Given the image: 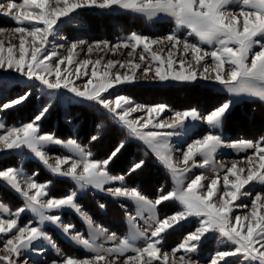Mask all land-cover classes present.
<instances>
[{"label":"snow or ice","instance_id":"6c2138e0","mask_svg":"<svg viewBox=\"0 0 264 264\" xmlns=\"http://www.w3.org/2000/svg\"><path fill=\"white\" fill-rule=\"evenodd\" d=\"M229 6L238 7V11L229 10ZM91 9L124 10L149 21L167 17L174 21L175 30L156 38L133 31L115 45L107 40L89 43L78 39L49 47L59 24L79 17L81 10ZM0 16L17 25L0 27V36H10L7 44L0 39V73H14L51 90L48 102L28 122L7 126L0 120V154L26 149L54 177L73 181L75 189L92 188L114 199L128 200L136 208L135 215L125 212L131 231L118 238L82 209L77 203V190L52 196V181L38 182V173L29 175L23 168L0 163V184L22 198V206L14 211L0 202V236L4 237L0 240V264H27L23 260L26 254H43L42 241L58 257L43 264H200L193 257L213 235L223 247L211 254L209 264H232L233 260L239 264H264V136L255 140L225 137L222 130L233 113L234 101L226 100L201 112L196 107L172 110L165 103L142 104L127 94L113 95L115 89L139 82L203 80L222 85L234 96L247 94L264 101V0H0ZM182 28L188 29L187 36L179 34ZM193 35L196 42L189 39ZM158 45L165 47L160 52L153 51V46ZM203 45L211 46V50H205ZM85 48L88 54L131 49L128 55L134 57L138 52L140 62L76 61L78 50L83 52ZM60 50L67 55H61ZM80 79L84 80L82 87L77 86ZM18 87V80L4 78L0 85V113L21 107L31 99L30 89L12 95L13 88ZM56 90H65L69 103L94 105L125 129L129 138L142 142L171 175L174 187L167 193L161 189L151 199L138 186H129L127 180L146 164L143 157L133 159L121 174L110 171L127 139L120 140L106 158L96 159L76 139L65 141L54 133L43 132L42 122L53 107ZM168 113L171 115L164 119ZM201 126L207 131L191 142L180 147L171 143V138L184 140ZM99 138L98 132L90 141ZM50 146H61L72 154L50 156ZM222 149L246 155L231 161L230 166L217 163L216 154ZM193 168H210L212 176L201 173L189 180L187 176ZM255 186L262 191L253 195ZM245 198L250 200V206L239 203ZM173 201L178 203V210L161 217L160 206ZM98 206L105 207L102 203ZM238 208L243 215L236 214ZM65 209L79 216L88 228L87 234L63 221L59 213ZM25 212L33 214L36 224L29 220L20 225ZM145 214L149 228L141 230L136 220ZM193 219L196 226L181 242L170 251L163 250L169 232ZM45 225L57 228L89 255L66 256L45 231ZM101 240L111 242V247H105ZM137 240L144 241L142 247L136 245Z\"/></svg>","mask_w":264,"mask_h":264},{"label":"rangeland","instance_id":"374dc122","mask_svg":"<svg viewBox=\"0 0 264 264\" xmlns=\"http://www.w3.org/2000/svg\"><path fill=\"white\" fill-rule=\"evenodd\" d=\"M17 2H20V0H17ZM229 10L238 11V7L229 6ZM15 26L17 25L14 22L4 16H0V27L10 29ZM173 30H175L174 21L167 17L149 21L140 14L119 9H113L111 11L96 9L81 10L79 17L74 18L71 22L65 21L58 25L57 34L50 40L49 47L51 48L52 43L67 44L78 39L86 40L89 43L107 40L110 44L115 45L124 40L133 31L156 38L167 35ZM178 32L182 37L187 36L188 29L182 28L179 29ZM61 37H63V39H61ZM0 39H4L7 44L10 36L6 33L0 36ZM189 39L192 42L197 41L194 35L189 37ZM13 42L18 43L17 40H13ZM164 47L165 45L153 46V51L160 52V49ZM203 47L205 50H211V46L209 45H203ZM129 51H131V49L120 48L115 51H94L88 54L85 48L83 52L78 50L74 59L76 61H82L84 59L95 61L100 59L102 64H106L108 60L127 61L129 59H135V62H140L139 53L137 52L134 57H130L128 55ZM60 54L67 55V52L65 50H60ZM163 55L166 57L167 53L165 52ZM188 58L190 59V57ZM208 63H212L210 57L208 58ZM176 67L178 68L179 65H176ZM116 70L124 71L119 68ZM4 78L19 81V87L13 88L12 95H15V93L20 90L30 89L32 92L31 99L25 105L12 111L0 113V120H3L7 126H19L22 122H28L35 114L36 110L48 102L49 96L47 93L51 90L43 89L39 82L29 81L26 78L18 77L14 73H0V85L3 84ZM83 83V79L77 80V86L82 87ZM206 92L208 96H206ZM115 94H127L137 103H165L169 105L172 110H183L189 107H196L201 110V112H206L213 106L226 100H233L234 104L246 100L258 101L263 108H259L253 104L239 107L229 117L222 131L225 137L229 139L245 138L255 140L264 136V101L247 94L234 96L228 93L222 85L214 82L203 80L195 83L139 82L135 85L117 88L113 91V95ZM68 96L69 94H67L65 90H56V99L54 100L53 107L48 113L47 118L42 122L43 132L54 133L58 138L65 141L67 139H76L82 146L89 148L96 159L106 158L110 150L120 140L127 139L125 149L114 163L111 164L110 171L113 174H121L126 171L133 159L143 157L146 160V164L143 169L127 180L129 186H138L139 190L151 199H155L161 189H163L164 193H167L174 187L171 175L155 159L150 151L146 149L142 142L134 138H129L125 129L110 118H107L106 115L94 105L69 103L67 102ZM170 115L171 113L166 114L164 119H168ZM98 125H101L100 129H98ZM206 131L207 129L201 126L194 130L193 133H190L184 140H180L177 137L171 138V143L175 147H180L182 144L191 142V139L203 135ZM98 132L100 133V138L95 142L90 141V137L92 135H97ZM47 152L50 156L72 154L61 146H50L47 148ZM245 155V153H237L229 149H222L216 154L215 159L217 163L222 162L230 166L231 161L241 160ZM177 158H179V154H177ZM199 160L200 158L197 157L198 162ZM0 163L6 166L23 168L24 172L29 175L36 172L38 173L36 176L38 182L52 181L53 186L49 189L50 195L52 196L61 197L68 194L70 190H77L79 193L77 203L82 206V209L93 218L95 223L106 227L110 232H115L118 238L127 235L131 231L125 212L127 211L129 214L135 215L136 208L132 202L124 199H114L92 188L83 191L75 189L73 181L67 178L54 177L43 164L26 149L22 150L21 153L5 152L0 154ZM201 173L208 177L212 176L210 168H193L188 174L187 179L190 180L194 178L195 175ZM255 191H262V189H260L259 186H255L253 195ZM0 202L9 206L12 211L22 206V198L14 190H11L3 184H0ZM101 203L105 205L104 208L98 206ZM239 203L248 204L250 206V200L247 198ZM178 208L179 205L177 202H166L160 206L159 214L162 217L164 214H170L178 210ZM59 214L62 215L64 222L73 223L77 230L87 234V226L73 211L65 209ZM236 214L243 215L244 211L238 208ZM146 215L147 214L136 220V224L141 230L149 228V224L146 223L145 219ZM29 220H32L33 223L36 224L33 214L31 212H25L20 218V225L23 226ZM195 226L196 221L193 219L184 223L180 228L170 231L164 239L162 245L163 250L170 251L172 247L177 246L183 239V236ZM44 227L45 231L53 238L57 246L66 256L83 258L89 255V253L80 246L70 242L57 228L51 225H45ZM2 239H4V237L0 236V240ZM100 242L103 243L105 247H111V242L109 241L101 240ZM135 243L137 246L142 247L144 241L137 240ZM40 247L43 248V254L28 253L23 257V260L26 261L27 264H37L38 261L43 264V262L49 261L52 258H58L55 251L52 250L46 242L42 241ZM222 247L223 245L219 242L218 237L215 235L210 236L204 242L200 252L195 254L193 258L198 259L200 264H209V257L211 254ZM2 254L3 253H0V255ZM179 255L180 253L177 254V259ZM232 264H239V261L233 260Z\"/></svg>","mask_w":264,"mask_h":264},{"label":"trees","instance_id":"16d2710c","mask_svg":"<svg viewBox=\"0 0 264 264\" xmlns=\"http://www.w3.org/2000/svg\"><path fill=\"white\" fill-rule=\"evenodd\" d=\"M130 15V14H129ZM128 15V16H129ZM255 105V106H257V107H259V108H263V106L261 105V103L260 102H258V101H252V100H246V101H242V102H238V103H236L235 104V106H234V110H233V112L234 111H236L239 107H241V106H244V105ZM112 166V165H111ZM113 168V167H112Z\"/></svg>","mask_w":264,"mask_h":264},{"label":"bare ground","instance_id":"6f19581e","mask_svg":"<svg viewBox=\"0 0 264 264\" xmlns=\"http://www.w3.org/2000/svg\"><path fill=\"white\" fill-rule=\"evenodd\" d=\"M191 93H192V92H191ZM191 93H190V94H191ZM204 94H205V93H204ZM206 96H208V95H207V92H206ZM185 97H186V96H185ZM188 97H189V96H188ZM193 97H194V96H193ZM186 98H187V97H186ZM120 159H121V157H120ZM122 160H123V158H122ZM117 162H118V161H117Z\"/></svg>","mask_w":264,"mask_h":264}]
</instances>
